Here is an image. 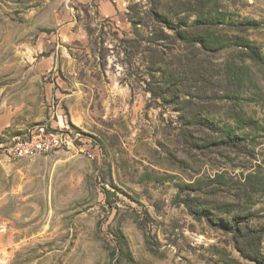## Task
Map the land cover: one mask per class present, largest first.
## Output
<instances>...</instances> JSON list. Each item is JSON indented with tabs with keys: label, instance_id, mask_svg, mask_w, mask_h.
I'll list each match as a JSON object with an SVG mask.
<instances>
[{
	"label": "rangeland",
	"instance_id": "obj_1",
	"mask_svg": "<svg viewBox=\"0 0 264 264\" xmlns=\"http://www.w3.org/2000/svg\"><path fill=\"white\" fill-rule=\"evenodd\" d=\"M0 264H264V0H0Z\"/></svg>",
	"mask_w": 264,
	"mask_h": 264
},
{
	"label": "built area",
	"instance_id": "obj_2",
	"mask_svg": "<svg viewBox=\"0 0 264 264\" xmlns=\"http://www.w3.org/2000/svg\"><path fill=\"white\" fill-rule=\"evenodd\" d=\"M25 138H32V145H25ZM76 140L80 138L72 136V129L68 124L62 123L57 127L37 125L28 137L14 141L6 150L10 159H25L26 153H35L36 156L74 148Z\"/></svg>",
	"mask_w": 264,
	"mask_h": 264
},
{
	"label": "trees",
	"instance_id": "obj_3",
	"mask_svg": "<svg viewBox=\"0 0 264 264\" xmlns=\"http://www.w3.org/2000/svg\"><path fill=\"white\" fill-rule=\"evenodd\" d=\"M256 48V47H255ZM252 52H255V56H253V58L255 59V60H259L261 57H260V54H259V52H258V50H253L252 49ZM229 138V142H237V138L235 137H228ZM255 240L256 241H254L253 243H252V245L250 246V249L249 250H251L252 252H254V254L255 253H258V250H259V248H258V244H259V237H258V235H255Z\"/></svg>",
	"mask_w": 264,
	"mask_h": 264
},
{
	"label": "bare ground",
	"instance_id": "obj_4",
	"mask_svg": "<svg viewBox=\"0 0 264 264\" xmlns=\"http://www.w3.org/2000/svg\"><path fill=\"white\" fill-rule=\"evenodd\" d=\"M37 127V126H36ZM33 129H35V127L33 128ZM32 130V129H31ZM31 130L28 132V134L26 135V136H24V137H28L29 136V134L31 133ZM23 138V137H22ZM22 138H18V139H15V140H13L11 143H13L14 141H16V140H20V139H22ZM10 143V144H11ZM25 145H32V138H25ZM33 155H35V153H26L25 154V157H30V156H33Z\"/></svg>",
	"mask_w": 264,
	"mask_h": 264
}]
</instances>
